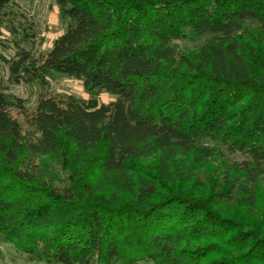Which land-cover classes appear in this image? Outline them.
<instances>
[{"label":"trees","instance_id":"16d2710c","mask_svg":"<svg viewBox=\"0 0 264 264\" xmlns=\"http://www.w3.org/2000/svg\"><path fill=\"white\" fill-rule=\"evenodd\" d=\"M54 2L65 27L37 55L30 12L0 0L10 80L86 93L29 109L0 86L2 239L48 264H264V231L217 208L255 206L264 176V0Z\"/></svg>","mask_w":264,"mask_h":264},{"label":"rangeland","instance_id":"374dc122","mask_svg":"<svg viewBox=\"0 0 264 264\" xmlns=\"http://www.w3.org/2000/svg\"><path fill=\"white\" fill-rule=\"evenodd\" d=\"M18 2L30 12L36 23L37 33L40 37H42V42L35 48L36 54L38 55L46 52L51 47L53 39L57 37L65 27L63 21L59 17L58 9L54 0H18ZM205 38V36H200L192 39L188 38L178 40L176 41V45L179 49L183 50L195 49L205 40ZM0 86L7 93L14 94L15 96L23 99L25 106L29 109H33L36 106L40 92H46L53 97H63L69 94L75 97H86V93L79 81L61 74L55 75L46 89H39L36 86L14 83L8 76L7 66L1 61ZM112 99L113 96L106 92H103L100 95V100L104 103H108ZM13 113H15L14 110ZM210 146L215 155L210 158L211 162L208 163L207 170L209 175L213 178H217L216 172L220 171V164L223 163V160L220 159L221 156L216 150L217 146L213 143H211ZM226 157L231 159H240V156L237 154H226ZM45 169L47 172H50L54 184L62 185L66 183V175L63 168L56 164H52L51 161H49L48 165L45 166ZM204 175L206 176V174ZM200 195L205 198L202 194ZM217 208L221 209L224 214H227L235 219H246L251 224L259 226V228L264 231V176H262L258 183L257 202L255 206L248 208L245 206L235 207L220 205L217 206ZM0 264L48 263L39 260H29L25 255L17 251L14 246L5 242L0 236Z\"/></svg>","mask_w":264,"mask_h":264}]
</instances>
